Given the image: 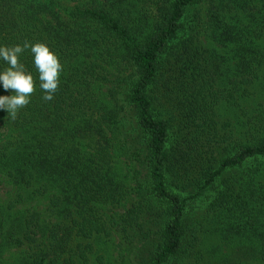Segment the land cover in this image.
<instances>
[{"label": "trees", "instance_id": "1", "mask_svg": "<svg viewBox=\"0 0 264 264\" xmlns=\"http://www.w3.org/2000/svg\"><path fill=\"white\" fill-rule=\"evenodd\" d=\"M65 1L0 0V46L44 43L63 66L46 102L24 51L36 90L14 120L0 109V173L17 191L0 202V264L13 248L26 255L16 264H90L93 241L114 234L132 264H182L199 241L190 203L206 194L215 234L231 246L220 264H264V115L243 109L242 138L221 119L263 80L264 0H212L206 32L230 57L198 30L192 10L207 0ZM13 94L0 83V96ZM118 152L144 168L142 181L137 202L104 219L100 209L129 195ZM41 200L43 214L18 209Z\"/></svg>", "mask_w": 264, "mask_h": 264}, {"label": "rangeland", "instance_id": "2", "mask_svg": "<svg viewBox=\"0 0 264 264\" xmlns=\"http://www.w3.org/2000/svg\"><path fill=\"white\" fill-rule=\"evenodd\" d=\"M40 2L47 3L55 7L56 9H63V6H67V1L58 0L52 2L50 0H39ZM89 0H85L87 2ZM91 1V0H90ZM146 3V7L150 6V2L152 0H142ZM218 0H215V2ZM212 0H207L202 4L195 6L192 12H196L199 10L202 12L203 22L199 23L198 30L203 35V38L206 44L218 50L220 53L225 54L227 56H232L233 51L232 47H223L220 46L216 41H213L209 36L207 31V22L209 21L210 9H211ZM213 7V6H212ZM221 9L220 6H218ZM218 7H215L217 9ZM232 10L234 7L231 8ZM250 11L256 13V8H250ZM227 15H231V10L229 8L226 9ZM264 16V13H263ZM260 48L264 50V38L259 41ZM115 60V59H113ZM115 71L117 74H124L128 70V66H126L125 62L123 63L122 59L116 60ZM234 64V63H233ZM112 69V68H111ZM263 80L254 84L250 87V93L247 97L241 99L239 103L235 106H231L227 111L223 109L222 120L231 121L233 124V134L236 135L237 138H242V134L245 131L243 129L240 132H236L238 126H240L239 120L244 119L247 121V117L245 113H243V109L248 110V116H258L264 115V69H263ZM116 134V143L120 144V135L118 132ZM123 138V137H121ZM236 138V139H237ZM121 145V144H120ZM130 155H123L122 152H118L116 157V166L119 172L125 177L124 183L128 184L129 187V195L123 201V203L119 206L111 207H103L100 209V216H103L104 219L114 216L119 217L124 214L130 207H132L138 200V182L142 181L140 177L143 176V167H140L137 162L134 161L131 153ZM264 165V162H263ZM141 172V173H140ZM138 178V179H137ZM144 182V181H143ZM127 187V188H128ZM16 188L12 185V183L7 179L6 176L0 173V202L2 205L7 206L11 201L16 199ZM208 196V194H206ZM206 195L200 199L199 201H192L190 203L188 209V221L191 222L190 227L191 230L196 232V235L199 237V241L196 242L195 250L191 255L187 258L184 257L181 259L182 264H220L227 257L226 255L231 254V246L222 242L218 235L215 234V228L219 227L218 219L214 214H209L207 209L209 207V199ZM47 203L43 200L41 201H33L18 207L21 211H26L28 209H35L41 211L42 214L46 211ZM215 223L217 226H215ZM93 243L96 245L93 253L90 255V264H132L134 260L133 255L130 251H128L125 239L121 234H114L112 237H103L97 242L94 240ZM24 250L21 249H10L7 251L1 259V262L4 264H16L23 255ZM176 264V263H174ZM248 264H255V261L249 259Z\"/></svg>", "mask_w": 264, "mask_h": 264}, {"label": "clouds", "instance_id": "3", "mask_svg": "<svg viewBox=\"0 0 264 264\" xmlns=\"http://www.w3.org/2000/svg\"><path fill=\"white\" fill-rule=\"evenodd\" d=\"M26 50H30L34 58L39 88L44 93L42 100L47 102L54 99L63 70L57 55L44 43L24 41L22 45L0 46V59L8 65L0 71V83L5 91L11 90L14 93L10 96H0V109L7 111L8 117L13 120L17 113L30 103V97L36 90L33 75L19 60V56Z\"/></svg>", "mask_w": 264, "mask_h": 264}]
</instances>
